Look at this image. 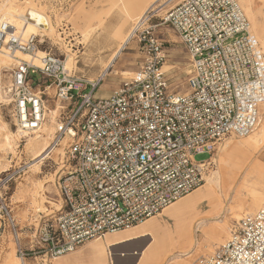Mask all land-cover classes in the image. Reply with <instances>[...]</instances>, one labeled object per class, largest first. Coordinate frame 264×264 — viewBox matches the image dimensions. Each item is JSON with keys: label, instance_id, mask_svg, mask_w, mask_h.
<instances>
[{"label": "built area", "instance_id": "built-area-1", "mask_svg": "<svg viewBox=\"0 0 264 264\" xmlns=\"http://www.w3.org/2000/svg\"><path fill=\"white\" fill-rule=\"evenodd\" d=\"M152 18L159 22L136 34L144 61L108 96L95 95L103 76L84 81L50 51L42 66L20 61L11 73L6 95L22 131L35 133L48 120L44 96L53 85L59 102L47 157L64 145L57 163L63 206L41 238L51 260L139 225L198 189L219 146L261 123L264 52L237 0H157L143 23ZM161 26L172 28L189 54L185 93L169 91L163 40L154 32ZM15 31L0 21L10 51L35 54L37 35ZM35 74L45 79L38 88ZM84 82L90 90L83 93ZM203 152L209 158L196 160ZM14 178L13 172L0 174V230L11 226L16 233L8 195ZM18 248L24 261L28 253ZM192 264H264V201Z\"/></svg>", "mask_w": 264, "mask_h": 264}, {"label": "rangeland", "instance_id": "rangeland-1", "mask_svg": "<svg viewBox=\"0 0 264 264\" xmlns=\"http://www.w3.org/2000/svg\"><path fill=\"white\" fill-rule=\"evenodd\" d=\"M137 1L139 0H0V8H14L20 12L23 11L26 19L29 16L28 11L32 7L45 13L50 19L52 29L50 32H45L41 29L37 30V34L35 35H37L36 44L38 48L35 54H29L35 56L38 54V51H50L51 54L63 61V65L71 57L73 64L70 68H66L65 66L64 68L68 69L76 77L84 81H96L103 76L95 92L96 96H101L107 93L111 94L124 80L134 77L141 63L144 61V54L135 36L127 47L122 50L114 64L115 66L110 69V72L102 74L110 57L119 47L120 39L118 36L128 34L156 0H146L143 6L135 8ZM237 1L246 13L251 28L264 52V0ZM248 5L250 6L252 17L248 13ZM131 6L134 7L133 13L127 16L125 13L126 9ZM2 19L0 17V21ZM157 22H159L158 18H152L151 21L142 23L138 29L141 30ZM118 31L120 33L116 36ZM154 32L155 35L163 40L166 62L162 70L165 72L168 80L169 91L171 93H185L188 90L187 71L189 54L187 50L172 28L161 26L156 28ZM138 33L139 31H136V34ZM28 35H25V38ZM1 40L0 38V50L8 52L6 50L9 48L8 45ZM10 52L15 53L17 51ZM24 58L29 60H25ZM30 58V55L20 54L16 58H9V62L6 64H0V136L10 134L13 137L12 147L7 149L0 148V174L4 172L15 173V178L9 187L8 195L10 197L11 218L16 223V233L11 226L0 230V264H20V261L24 264H57V259L51 260L50 255L46 257L45 252H42L44 249L41 238H43L45 232L43 227L55 224V219L58 217L63 206L61 192L58 187V178L61 174L59 168L61 165L57 163H59L60 157L64 153V145L56 149L51 158L47 157L44 159L39 170L31 168L32 154L26 149V144L31 136L35 137L37 134L31 133L32 135L25 137L18 131L20 128L17 126L14 106L9 102L6 95L13 69L20 61L34 63V58ZM35 65L42 66L41 61L40 64ZM34 79V86L37 88L39 85H43L45 81L38 74H35ZM41 89L43 88L41 87ZM89 90L90 86L84 82L83 93ZM48 94L44 96L46 106L49 111L55 110L48 114V120L46 121V123L50 124V121L54 120L53 124L51 123L54 127L53 133L48 141V144H50L56 128L55 117L59 113V102L54 95V85L48 89ZM45 124L43 127H45ZM262 128L264 129V105L261 123L253 133L239 138H227L214 152L213 165L210 166L205 175L203 185L209 179L221 181L219 180L220 156L227 143L241 142L248 137H254ZM38 133L42 134L43 129L39 130ZM263 149L264 145L254 155L248 166L237 175L236 183H233L229 192L221 193L224 208L223 213L218 219H207L206 229L216 223L219 224L227 221L231 231L236 222L244 214L253 213L260 208L264 201V176L260 172L255 171L253 165L256 162L264 165ZM209 156V153L203 152L196 154L195 158L198 161H202L209 158ZM203 185L196 190H203ZM252 192L258 198L255 202L253 194H251ZM33 194L35 195V204L32 203L34 201L32 199ZM231 207H235V210H237L233 216L228 211V208ZM162 212L153 216L154 219L166 221L161 215ZM167 225L174 227V221L169 220ZM159 238L157 237V242ZM98 239L105 240L106 237L94 238L89 241L93 242ZM148 240L146 238L141 244H134L135 241H132L122 246H115L113 251L115 253L120 249H125L130 252H138L148 243ZM222 242H224L222 239L216 240L214 237H209L205 232L199 230L194 234V243L187 256L182 257L181 247L176 245V247L170 250L168 258H163L166 260V264H177L182 260L184 264H192L198 257L211 254ZM19 246L22 247L25 253H28L24 261L18 253ZM45 247L49 249L47 246ZM108 254L109 261L112 264L110 247H108ZM137 257L138 254L134 258L136 259ZM135 259H133L131 264H134ZM85 262L82 260L66 262L64 264H88ZM116 264H129V262H116Z\"/></svg>", "mask_w": 264, "mask_h": 264}, {"label": "bare ground", "instance_id": "bare-ground-1", "mask_svg": "<svg viewBox=\"0 0 264 264\" xmlns=\"http://www.w3.org/2000/svg\"><path fill=\"white\" fill-rule=\"evenodd\" d=\"M145 1L146 0L137 1V3L135 4V8L143 6ZM246 1L248 2L249 0ZM155 3H152L149 8L153 7ZM133 10L134 7L132 6L127 8L125 12L126 15L130 16V14L133 13ZM29 11L34 21L27 20L23 11L20 12L19 10L14 8H0V17L3 18V21L9 23L10 29H16V35L20 33L24 35L37 34L38 29H41L45 32L51 31V22L49 17L45 15V13L37 10L34 7H32ZM146 12L138 21L137 25L133 27L128 34H126L125 36H118L120 39L119 47L110 57L102 74H108L110 72V69L115 66L114 64L121 54L122 50L126 48L127 45L132 41V38L136 36V31L143 23V18ZM248 13L252 17L249 5ZM119 33L120 31L116 33V36L119 35ZM6 50H8V52H3V50H0V64H6L7 62H9V58H16L20 54L30 55V59L34 58L35 60L34 64H40L42 55L44 54L43 51H38L37 55L32 56L31 54L26 52L17 51L15 53H12L9 51L10 49ZM72 64L73 59L69 57L65 61L64 66L66 68H70ZM53 122V119L50 121V124L46 123L45 121L44 124L46 123L47 125L45 124V127H43V124L39 129H43V133L40 134L38 133V131H36L35 134L37 135L35 137L31 136L26 144V149L32 154L31 168H33L34 170H39L40 165L43 163V160L47 157V152L49 150L48 141L52 136L54 128L52 125ZM18 131L25 137L32 135L30 132L22 131L21 129H19ZM12 142L13 137L10 134H4L0 136V148H10L12 147ZM263 145V128L254 137H248L241 142L227 143L224 147L222 155L220 156L219 180L221 181L209 179L203 185V190H194L188 195L167 206L161 213L162 217L166 219V221H160L152 217L151 219L129 229L116 231L114 233H108L105 235V240L98 239L90 242L88 244L89 248L86 251L89 257L88 264H111L109 261L108 247L111 248L112 252V264H116V262H129V264H131L133 259H135V255L137 254L138 257L135 259L134 264H166V257L168 256L170 250L173 247H176V245H179L181 247L182 257H185L189 254L194 243V234L199 230L205 232L209 237H214L216 240H227L230 236V226L228 225L227 221H223L219 224L216 223L206 229V220L211 218L218 219L220 217L224 210L221 193L229 192L237 178V175L248 166V164L254 158V155L260 148H262ZM253 168L255 171L260 172L261 175L264 176V165L256 162L254 163ZM34 194L32 195V199L35 198ZM251 194H253V192ZM253 199L255 202L258 198L253 194ZM32 203L35 204L36 200L34 199ZM228 211L232 216L237 212V210H235V207L228 208ZM167 220H173L174 227L167 225ZM157 237H160L158 242ZM146 238L149 239L148 243H146V245H144V247L138 252H130L125 249H120L115 253L113 251V248L115 246H122L132 241H135L134 244H141L145 241ZM163 257H165V259ZM20 264L24 263L20 261ZM177 264H184V262L182 260Z\"/></svg>", "mask_w": 264, "mask_h": 264}, {"label": "crops", "instance_id": "crops-1", "mask_svg": "<svg viewBox=\"0 0 264 264\" xmlns=\"http://www.w3.org/2000/svg\"><path fill=\"white\" fill-rule=\"evenodd\" d=\"M110 95L109 93L105 94V95H101L102 97L108 96ZM105 237V236H104ZM90 242V241H89ZM89 242H85L83 245L79 246L75 251L70 252L66 255L63 254V256H59L60 258H56L57 259V264H64L66 262H75V261H86L87 263L89 262V257L86 253L87 249L89 248L88 243ZM82 251V252H81ZM85 255H84V254ZM84 255V256H83ZM75 256V257H74ZM76 258V259H74Z\"/></svg>", "mask_w": 264, "mask_h": 264}]
</instances>
